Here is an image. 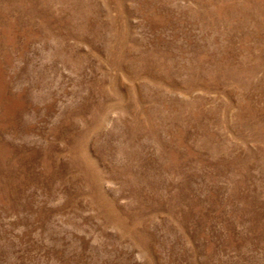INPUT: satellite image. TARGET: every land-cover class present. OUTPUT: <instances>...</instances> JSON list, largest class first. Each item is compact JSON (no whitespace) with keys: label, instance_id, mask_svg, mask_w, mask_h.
Listing matches in <instances>:
<instances>
[{"label":"rangeland","instance_id":"1","mask_svg":"<svg viewBox=\"0 0 264 264\" xmlns=\"http://www.w3.org/2000/svg\"><path fill=\"white\" fill-rule=\"evenodd\" d=\"M0 264H264V0H0Z\"/></svg>","mask_w":264,"mask_h":264}]
</instances>
